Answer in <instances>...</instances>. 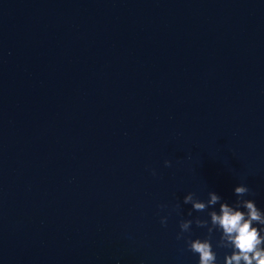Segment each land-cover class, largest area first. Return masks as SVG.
Segmentation results:
<instances>
[{
	"label": "water",
	"instance_id": "95a60500",
	"mask_svg": "<svg viewBox=\"0 0 264 264\" xmlns=\"http://www.w3.org/2000/svg\"><path fill=\"white\" fill-rule=\"evenodd\" d=\"M241 183L264 210V0H0V264H198L184 197Z\"/></svg>",
	"mask_w": 264,
	"mask_h": 264
},
{
	"label": "clouds",
	"instance_id": "9594fccd",
	"mask_svg": "<svg viewBox=\"0 0 264 264\" xmlns=\"http://www.w3.org/2000/svg\"><path fill=\"white\" fill-rule=\"evenodd\" d=\"M165 166L171 167L172 161L166 160ZM234 195L236 200L232 204L215 191L208 193L207 201L200 200L195 192L184 197L183 203L191 204L192 211L206 213L208 217L181 219L176 236L177 240L186 241L188 251L198 255V264H220L217 249L230 250L225 253L223 264H264V210L254 199L246 198L254 193L245 183L234 188ZM175 207L179 209L180 205ZM160 222L167 227L168 216L161 217ZM193 224L207 230L204 238H192Z\"/></svg>",
	"mask_w": 264,
	"mask_h": 264
}]
</instances>
